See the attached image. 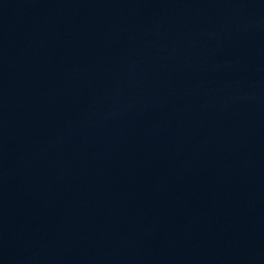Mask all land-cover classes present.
Segmentation results:
<instances>
[{
  "label": "water",
  "instance_id": "95a60500",
  "mask_svg": "<svg viewBox=\"0 0 264 264\" xmlns=\"http://www.w3.org/2000/svg\"><path fill=\"white\" fill-rule=\"evenodd\" d=\"M0 264H264V0H0Z\"/></svg>",
  "mask_w": 264,
  "mask_h": 264
}]
</instances>
